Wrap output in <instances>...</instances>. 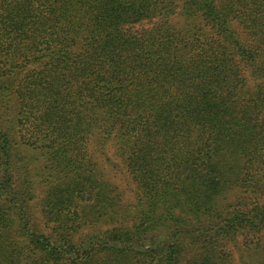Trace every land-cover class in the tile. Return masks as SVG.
<instances>
[{
	"label": "trees",
	"instance_id": "trees-1",
	"mask_svg": "<svg viewBox=\"0 0 264 264\" xmlns=\"http://www.w3.org/2000/svg\"><path fill=\"white\" fill-rule=\"evenodd\" d=\"M236 254L264 264V0H0V264Z\"/></svg>",
	"mask_w": 264,
	"mask_h": 264
},
{
	"label": "rangeland",
	"instance_id": "rangeland-1",
	"mask_svg": "<svg viewBox=\"0 0 264 264\" xmlns=\"http://www.w3.org/2000/svg\"><path fill=\"white\" fill-rule=\"evenodd\" d=\"M109 153L113 154V150H110ZM112 170H113V173L117 172V169L114 167L112 168ZM125 175L127 176V178H123L121 175L116 177L118 183L121 185L122 189H124L123 191L125 192L124 193V201H125L124 203L126 205L129 203H132L133 205H135L138 202L137 186L135 185V183L132 181V179L130 178V176L127 173ZM40 196H41V194L38 192V196L33 203L34 206L36 205V209H34L35 220H36L35 223L37 225H39V228H41L42 230H47V228L45 226V222L43 220V217H42L41 213L39 212L40 210L37 207V206H39V201H40L39 197ZM234 264H243V261L240 259V257L237 254H236Z\"/></svg>",
	"mask_w": 264,
	"mask_h": 264
}]
</instances>
